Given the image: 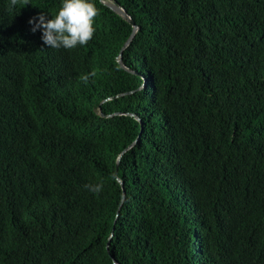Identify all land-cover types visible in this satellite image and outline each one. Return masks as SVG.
Returning a JSON list of instances; mask_svg holds the SVG:
<instances>
[{"label": "trees", "instance_id": "trees-1", "mask_svg": "<svg viewBox=\"0 0 264 264\" xmlns=\"http://www.w3.org/2000/svg\"><path fill=\"white\" fill-rule=\"evenodd\" d=\"M59 3L0 0V264H264V0Z\"/></svg>", "mask_w": 264, "mask_h": 264}, {"label": "clouds", "instance_id": "clouds-1", "mask_svg": "<svg viewBox=\"0 0 264 264\" xmlns=\"http://www.w3.org/2000/svg\"><path fill=\"white\" fill-rule=\"evenodd\" d=\"M17 0H11L15 5ZM98 14L94 0H60L55 15L46 12L28 20L30 31L40 32V40L44 46L54 50H70L86 45L95 32L94 17ZM88 74L81 76L87 82ZM95 190L99 192L100 186Z\"/></svg>", "mask_w": 264, "mask_h": 264}, {"label": "water", "instance_id": "water-1", "mask_svg": "<svg viewBox=\"0 0 264 264\" xmlns=\"http://www.w3.org/2000/svg\"><path fill=\"white\" fill-rule=\"evenodd\" d=\"M105 5L111 11H113L116 14H118L119 16H121L126 21H128L132 25V27H133L131 35L129 36V38L127 39V41L123 44V46L121 47V50H120L119 55L117 57L118 64L121 67H123V65H122V59H121L122 52L128 46V44L130 43L131 39L133 38V36H134V34H135L136 30H137V27L134 25V22L132 20H130V18L126 15V13L120 7H118L115 3H113V2H107V3H105ZM144 86H146L145 83H144ZM121 187H123L122 183H121ZM107 245H108V243L106 244V247H107ZM114 264H117V263L114 262Z\"/></svg>", "mask_w": 264, "mask_h": 264}]
</instances>
